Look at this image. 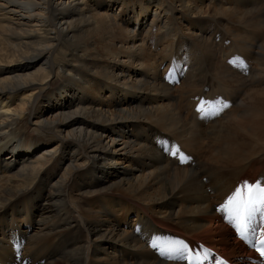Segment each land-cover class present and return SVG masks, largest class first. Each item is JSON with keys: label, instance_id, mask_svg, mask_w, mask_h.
Segmentation results:
<instances>
[{"label": "bare ground", "instance_id": "obj_1", "mask_svg": "<svg viewBox=\"0 0 264 264\" xmlns=\"http://www.w3.org/2000/svg\"><path fill=\"white\" fill-rule=\"evenodd\" d=\"M230 20L264 34V0H0V264L257 260L220 205L264 182V43L212 48Z\"/></svg>", "mask_w": 264, "mask_h": 264}, {"label": "snow or ice", "instance_id": "obj_2", "mask_svg": "<svg viewBox=\"0 0 264 264\" xmlns=\"http://www.w3.org/2000/svg\"><path fill=\"white\" fill-rule=\"evenodd\" d=\"M232 61H230L231 63ZM208 103L220 104L221 107L214 111L213 115H218L223 109L228 108L230 105L226 101L217 100L212 102H201L197 111L204 112L205 105ZM177 151L172 152V155H176ZM188 157L180 153V162L184 163ZM256 204H264V187L257 181L255 184H248L245 182L242 187H237L235 191L227 197V200L220 205L221 210H227L237 222L236 228L238 231H242L246 226V219L251 215L253 206ZM176 247L174 249L175 255H169L170 259H180L187 261V264H199L201 256L190 250L188 246L180 240L172 242ZM260 247L257 251L261 256H264V237L259 241Z\"/></svg>", "mask_w": 264, "mask_h": 264}, {"label": "rangeland", "instance_id": "obj_3", "mask_svg": "<svg viewBox=\"0 0 264 264\" xmlns=\"http://www.w3.org/2000/svg\"><path fill=\"white\" fill-rule=\"evenodd\" d=\"M240 6V5H239ZM232 23V24H231ZM237 23V24H235ZM231 25V26H230ZM236 27H235V26ZM243 25V27H242ZM245 25L247 24H244L242 22H237L236 20H230V21H224L223 23L220 24L217 23V24H213V28H214V39L212 41V48H215V49H223L224 51H227L228 48L232 49L234 48L233 50H236L235 48H241L242 49L243 47L244 48H247V43H253L256 47H258L257 45H260V44H263L264 43V34L262 32L259 31V29L257 28H253L252 26L251 27H246ZM246 27V29H245ZM243 30H241V29ZM248 28V29H247ZM253 29V30H252ZM139 30V29H138ZM257 30V31H256ZM227 31V32H226ZM251 31V32H250ZM254 31V32H253ZM216 32V33H215ZM247 32V34H246ZM249 32V33H248ZM261 34V35H260ZM220 35V36H219ZM256 35V36H255ZM246 36V37H245ZM250 36V37H249ZM255 36V37H254ZM262 36V37H261ZM220 37V38H219ZM252 37V39H250ZM222 38V39H221ZM239 38V39H238ZM246 38L248 40H246ZM254 38V39H253ZM260 38V39H259ZM255 40V41H254ZM263 41V43H261ZM218 42V43H217ZM241 42V43H240ZM231 44V45H230ZM245 44V45H244ZM222 46V47H221ZM236 51H239V50H236ZM235 51V52H236ZM207 53V52H205ZM244 53V52H243ZM240 55H242L241 53H239ZM174 62H177V65H180L182 66V64L176 60H170L169 61V65H168V70L166 72V75L170 72V67L171 65L175 64ZM231 64V63H230ZM232 68H234V66L231 65ZM236 67V66H235ZM254 69L253 67L251 68V70ZM175 71L176 68H174ZM172 70V71H174ZM181 71V69L179 70ZM176 75L180 76L179 75V72L178 74L175 73ZM184 74V73H183ZM243 73H240L239 72V75L242 76ZM245 75V74H243ZM172 80H167V82H174V79H175V76L173 75V77L171 78ZM177 83V82H176ZM176 92V91H175ZM177 99V98H176ZM193 102L187 106V110L188 111L187 113L190 114L191 111H195V107L193 108ZM196 105V104H195ZM185 114V113H184ZM170 144L172 143H168V144H165L163 145V152L167 151L168 147L170 146ZM215 209V208H214ZM34 227H35V223H34ZM23 236V235H22ZM16 242H19V241H16ZM11 243V245H13L12 241L9 242ZM19 245H20V242H19ZM16 257V255H15ZM9 264V263H8Z\"/></svg>", "mask_w": 264, "mask_h": 264}]
</instances>
